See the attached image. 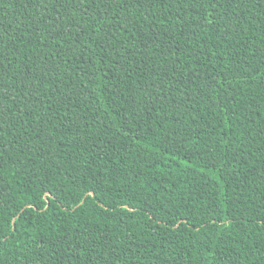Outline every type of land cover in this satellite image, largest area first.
Returning a JSON list of instances; mask_svg holds the SVG:
<instances>
[{
    "label": "trees",
    "instance_id": "16d2710c",
    "mask_svg": "<svg viewBox=\"0 0 264 264\" xmlns=\"http://www.w3.org/2000/svg\"><path fill=\"white\" fill-rule=\"evenodd\" d=\"M0 264H264V0H0Z\"/></svg>",
    "mask_w": 264,
    "mask_h": 264
}]
</instances>
